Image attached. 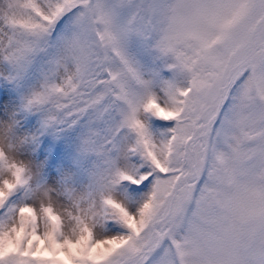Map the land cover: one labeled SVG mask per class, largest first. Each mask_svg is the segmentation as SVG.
Segmentation results:
<instances>
[{"label": "snow or ice", "instance_id": "1", "mask_svg": "<svg viewBox=\"0 0 264 264\" xmlns=\"http://www.w3.org/2000/svg\"><path fill=\"white\" fill-rule=\"evenodd\" d=\"M0 81L20 161L27 117L92 158L76 190L0 149V264H264V0H0Z\"/></svg>", "mask_w": 264, "mask_h": 264}, {"label": "rangeland", "instance_id": "2", "mask_svg": "<svg viewBox=\"0 0 264 264\" xmlns=\"http://www.w3.org/2000/svg\"><path fill=\"white\" fill-rule=\"evenodd\" d=\"M0 93L8 99H16L11 86L2 81ZM26 119L32 120L37 134L35 141L26 146L24 158L31 162L34 171H38V182L59 187L62 181H66L73 189L84 188L89 183L92 158H84L79 152L78 129L41 130L38 118ZM110 231L115 233L118 228L112 227Z\"/></svg>", "mask_w": 264, "mask_h": 264}, {"label": "clouds", "instance_id": "3", "mask_svg": "<svg viewBox=\"0 0 264 264\" xmlns=\"http://www.w3.org/2000/svg\"><path fill=\"white\" fill-rule=\"evenodd\" d=\"M0 149H2L5 154L8 156L9 160H14L17 163L23 164L25 167H28L30 169H33V166L31 162L29 161H20L19 157L16 156L15 152L9 151L7 148V141L3 138V136H0ZM34 171V170H33ZM37 203H39V200H37ZM60 213L64 217V225H63V231L66 236L72 235V229L74 227L73 221L65 214L64 209H59ZM99 211V209H97ZM93 232L97 234L98 237L102 238V231L99 229V225H93L92 228Z\"/></svg>", "mask_w": 264, "mask_h": 264}]
</instances>
